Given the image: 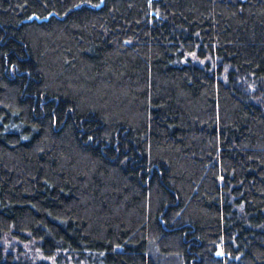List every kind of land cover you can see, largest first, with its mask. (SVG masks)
<instances>
[{
	"label": "trees",
	"instance_id": "16d2710c",
	"mask_svg": "<svg viewBox=\"0 0 264 264\" xmlns=\"http://www.w3.org/2000/svg\"><path fill=\"white\" fill-rule=\"evenodd\" d=\"M0 264H264V0H0Z\"/></svg>",
	"mask_w": 264,
	"mask_h": 264
},
{
	"label": "rangeland",
	"instance_id": "374dc122",
	"mask_svg": "<svg viewBox=\"0 0 264 264\" xmlns=\"http://www.w3.org/2000/svg\"><path fill=\"white\" fill-rule=\"evenodd\" d=\"M39 259H42V260H46V259H44V258H42V257H39ZM42 260H40V261H42ZM46 261H50V260H46ZM51 262V261H50Z\"/></svg>",
	"mask_w": 264,
	"mask_h": 264
}]
</instances>
